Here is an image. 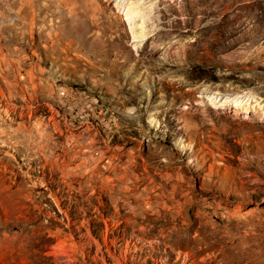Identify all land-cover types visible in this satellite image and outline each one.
Returning <instances> with one entry per match:
<instances>
[{
    "label": "rangeland",
    "instance_id": "374dc122",
    "mask_svg": "<svg viewBox=\"0 0 264 264\" xmlns=\"http://www.w3.org/2000/svg\"><path fill=\"white\" fill-rule=\"evenodd\" d=\"M0 264H264V0H0Z\"/></svg>",
    "mask_w": 264,
    "mask_h": 264
},
{
    "label": "bare ground",
    "instance_id": "6f19581e",
    "mask_svg": "<svg viewBox=\"0 0 264 264\" xmlns=\"http://www.w3.org/2000/svg\"><path fill=\"white\" fill-rule=\"evenodd\" d=\"M120 6V9H121V11L125 14V16H126V19L128 20V22L132 25V26H134L135 24H136V20H137V18H138V15H139V10L138 11H136V10H134V9H131V8H123L121 5H119ZM136 26V25H135ZM134 32H135V29L133 30ZM136 34V33H135ZM141 45V44H140ZM139 45L138 44H135V47H138ZM216 102L218 103V102H220L221 104H226V99H224V98H221V99H217L216 100ZM61 247H62V245H61ZM187 257V256H186Z\"/></svg>",
    "mask_w": 264,
    "mask_h": 264
}]
</instances>
